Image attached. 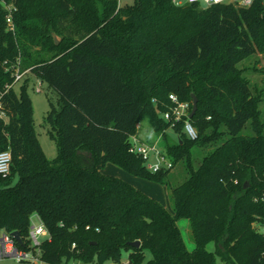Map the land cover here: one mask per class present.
I'll return each instance as SVG.
<instances>
[{
  "label": "trees",
  "instance_id": "16d2710c",
  "mask_svg": "<svg viewBox=\"0 0 264 264\" xmlns=\"http://www.w3.org/2000/svg\"><path fill=\"white\" fill-rule=\"evenodd\" d=\"M4 1L14 7V31L0 3V152L12 160L0 177V230L17 231L16 244L28 248L37 216L49 235L39 247L45 264H119L124 253L128 264H264V235L253 226L264 221V85L239 66L264 55L263 0ZM17 64L27 76L16 90ZM30 75L58 97L44 118L56 133L51 160L34 130ZM191 93L194 139L161 116L170 94L191 110ZM143 122L183 165L181 183H170L172 168L151 172L130 152ZM108 164L165 187L172 210L105 173Z\"/></svg>",
  "mask_w": 264,
  "mask_h": 264
},
{
  "label": "rangeland",
  "instance_id": "374dc122",
  "mask_svg": "<svg viewBox=\"0 0 264 264\" xmlns=\"http://www.w3.org/2000/svg\"><path fill=\"white\" fill-rule=\"evenodd\" d=\"M120 5H126L131 4L132 0H117ZM54 38L56 37L59 41V37L56 35H53ZM239 66L246 68L248 71L246 73V76L249 78L251 83H253L257 87H262L264 85V55L261 54H255L250 59L243 61L239 64ZM27 76L24 75V77ZM19 81L14 87L17 90ZM36 88H39V91H36ZM27 93L31 100L32 105V117L34 121V130L36 133V136L38 138L39 144L41 146V149L44 153V155L49 159H53L57 155V146H56V133L54 130H52L50 124L46 123L44 121L45 115L47 111L50 110L51 104L55 109H58V97L55 93V91L47 85V83L39 82L34 76L30 75V81L27 87ZM50 99V100H49ZM261 108L264 112V101L261 104ZM138 135L139 138L142 141H146L148 143H153L155 140L157 141V136L152 132V130L149 128L148 124L146 122H143L140 124L138 129ZM160 140H158L159 143ZM201 153L196 154V160L201 156ZM195 160V161H196ZM152 158H150L149 162L145 163L146 167L150 166V163H152ZM105 173L111 174L114 176H117L130 184H132L134 187L140 189L141 191L147 193L148 195L154 197L157 199L160 203L164 205V207L168 210H172L171 201L169 198V192L168 190L160 186L156 183L145 181L136 177H133L120 168L108 164L104 170ZM186 177V173L184 171L183 165L179 162L173 165L171 173L169 175V181L172 185H176L178 183H181L184 178ZM248 187V184L246 188ZM31 221L33 224L38 225L39 219L36 216H33L31 218ZM188 222L186 220H179L177 222L178 227L181 231L183 240L187 246L188 249L193 248V240L191 236L190 229L188 227ZM253 226L257 229L258 226L256 223H253ZM0 230V234H1ZM213 244L209 243L207 244L206 248L208 250H213ZM149 255L146 253V258H148ZM126 259V253L123 254L120 263L124 262ZM38 264H45L43 262H37ZM0 264H36L35 262L31 261H20L17 259H14L12 257H0ZM64 264V263H62ZM66 264H97L95 260L93 261H84L81 258H71L67 261ZM113 264V263H112Z\"/></svg>",
  "mask_w": 264,
  "mask_h": 264
},
{
  "label": "built area",
  "instance_id": "2783aa9c",
  "mask_svg": "<svg viewBox=\"0 0 264 264\" xmlns=\"http://www.w3.org/2000/svg\"><path fill=\"white\" fill-rule=\"evenodd\" d=\"M254 0H172L175 5H183L186 3H197L201 6H210L213 4H237L242 7H249ZM2 7L6 10L5 21L7 29L14 31L13 24V10L14 7L11 3H6L4 0L0 1ZM264 3V0H263ZM27 71H20L17 64L14 70V82L18 83L23 79V76ZM39 91V88H36ZM170 105L166 111H164L161 116L162 118L171 124H176L182 122V130L189 139H194L196 137V132L194 127L189 122L190 107L187 102L180 101L174 94L168 96ZM0 117L5 118L4 114L0 112ZM139 126H137V129ZM158 140L153 143H148L142 141L138 134H133L129 136L130 142V152L142 158L146 163L152 158V163L149 167H146L151 172H157L160 170H169L172 168V161L160 150L158 146ZM11 154L9 150H4L0 152V177L6 178L10 174L11 167ZM264 201V196L261 198ZM257 230L264 235V221L262 224H257ZM49 237L43 223L39 221L38 225L30 223L27 241L28 248H21L16 244V240L11 236L10 233L2 231L0 234V257H12L20 261H31L37 262L40 260V244ZM42 262V261H41ZM119 264H128L125 260Z\"/></svg>",
  "mask_w": 264,
  "mask_h": 264
},
{
  "label": "water",
  "instance_id": "95a60500",
  "mask_svg": "<svg viewBox=\"0 0 264 264\" xmlns=\"http://www.w3.org/2000/svg\"><path fill=\"white\" fill-rule=\"evenodd\" d=\"M54 42H55V44L58 43V40H57L56 37L54 38ZM190 96H191V99H192V106H191V110H190V113H189V117L188 118H191L194 115V113L196 112V108H197V98H196V96L193 93H191ZM11 236L16 241L20 242V237H19V234H18L17 231L12 232L11 233ZM130 245L132 247H139L140 242L139 241H134V242L130 243Z\"/></svg>",
  "mask_w": 264,
  "mask_h": 264
},
{
  "label": "crops",
  "instance_id": "0c3cea01",
  "mask_svg": "<svg viewBox=\"0 0 264 264\" xmlns=\"http://www.w3.org/2000/svg\"><path fill=\"white\" fill-rule=\"evenodd\" d=\"M37 217V216H36ZM38 218V217H37ZM39 219V218H38ZM40 221V220H39ZM2 231V230H1Z\"/></svg>",
  "mask_w": 264,
  "mask_h": 264
}]
</instances>
